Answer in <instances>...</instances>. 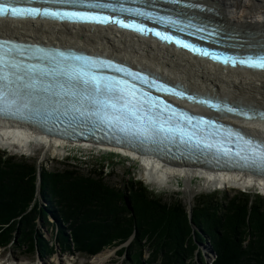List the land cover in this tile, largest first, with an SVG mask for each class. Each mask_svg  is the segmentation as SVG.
I'll return each mask as SVG.
<instances>
[{"label": "trees", "instance_id": "trees-1", "mask_svg": "<svg viewBox=\"0 0 264 264\" xmlns=\"http://www.w3.org/2000/svg\"><path fill=\"white\" fill-rule=\"evenodd\" d=\"M82 164L78 160L70 168L50 170L0 151V248L28 247L41 257L53 255L58 249L42 238L40 228L52 214L68 225L70 238L63 231L57 239L71 252L92 256L132 238L129 247L120 248L131 264H144L140 250L147 247V264H197L198 241L209 236L218 252L212 264H264V196L207 193L189 207L176 197L159 200L134 178L111 186L104 165L86 163L83 169Z\"/></svg>", "mask_w": 264, "mask_h": 264}, {"label": "bare ground", "instance_id": "bare-ground-1", "mask_svg": "<svg viewBox=\"0 0 264 264\" xmlns=\"http://www.w3.org/2000/svg\"><path fill=\"white\" fill-rule=\"evenodd\" d=\"M195 1L208 6V10L201 11L197 16L198 22L217 29L213 21L215 19L222 23L225 30L240 33L245 41L237 42L245 44L244 52L246 48H257L264 44V5L256 3V0L250 6L240 0ZM0 34L108 53L143 66L173 82H181L192 90L221 96L248 107L264 109V70L215 64L173 45H164L154 39L121 31L115 26L82 25L48 19L0 18ZM174 103L177 104L176 100ZM231 124L234 126L238 124L248 133L264 141V117L254 119L238 117ZM65 141L25 123L0 117L1 147L23 152L33 143H44L50 148L55 146L57 150L61 149L59 143ZM140 158L146 165L143 175L146 182L151 185L164 187L169 179L181 175L190 195L195 191L192 186L195 177H201L213 184H223L225 187L259 186L264 191V176L201 165L174 164L149 154L141 155ZM112 254V251L102 252L94 256L93 261L95 264H104ZM63 261L59 259L58 264H63ZM70 264L74 263L70 260Z\"/></svg>", "mask_w": 264, "mask_h": 264}, {"label": "rangeland", "instance_id": "rangeland-1", "mask_svg": "<svg viewBox=\"0 0 264 264\" xmlns=\"http://www.w3.org/2000/svg\"><path fill=\"white\" fill-rule=\"evenodd\" d=\"M245 5H253L254 0H240ZM256 3L264 5V0H256ZM18 20V19H15ZM53 147H48L44 143H33L29 147H26L23 152L15 151L9 148H4L0 146V151H4L9 155L15 157H26L30 161H35L38 165H45L50 170H63L68 164H74L76 161L83 163V169L86 167V163L90 166L92 165H104L106 167L107 182L111 186L118 187L128 182L131 178L136 180H141L145 183L148 190L155 196L159 197L161 201H171L175 197L186 202L189 207H192L195 198L202 194L207 193H218V196L227 197L232 196L239 191L260 194L264 196V191L262 188L257 187H247V186H228L222 187V184H213L207 182L206 179L201 177H195L192 186L195 191L193 195H190L187 190V185L185 183L184 177L178 175L175 178L169 179L164 187L159 185H151L146 182V178L143 175L145 170V165L142 163L135 162L134 160L127 159L115 153H104L96 150H82L77 147H61V149H55ZM61 150V151H60ZM144 166V167H143ZM87 169V168H85ZM220 185L221 187H219ZM256 188V189H255ZM173 198V199H172ZM41 203L44 208H49L48 203L43 201L41 198ZM50 211V209H49ZM49 221L44 219V222L40 223L41 232L43 234L42 238L49 241V246H55L58 249L56 253L50 255L46 253L44 257H41L38 253L36 254L34 250L27 248L18 249L16 247L0 248V264H58L59 259L64 260L63 264H95L93 257L86 254H80L71 251H67L68 247L65 243L60 245L61 233L64 231L65 236L70 238L68 230L66 228L68 225L65 223L59 224L52 216L49 214ZM195 234L198 230L196 225H193ZM58 237V239H57ZM196 237V235L194 236ZM205 237V236H204ZM130 241V240H129ZM121 244L119 247H105L98 254L102 252L112 251V256L104 264H131L132 259L122 255L120 248L129 247V242ZM198 241V239H197ZM71 242V241H70ZM63 250V251H62ZM142 253L143 263L147 264L148 258H151V254L148 250H140ZM194 262L197 264H212L218 258V252L214 246V239L211 240L209 236H206L204 240L198 241V248L195 251ZM160 263V261H159Z\"/></svg>", "mask_w": 264, "mask_h": 264}, {"label": "snow or ice", "instance_id": "snow-or-ice-1", "mask_svg": "<svg viewBox=\"0 0 264 264\" xmlns=\"http://www.w3.org/2000/svg\"><path fill=\"white\" fill-rule=\"evenodd\" d=\"M64 2V0H60ZM95 6V5H93ZM10 13L13 18H36L38 16L52 17V18H71L77 17L80 20L85 19V14L72 12H65L63 16L59 12L49 11L47 9L41 10L38 8H11L9 9L5 4L0 3V18L8 16ZM138 15H146L145 13H137ZM90 19L96 22H103L97 20L95 17ZM121 23V22H117ZM123 27H132L128 24H122ZM142 31V29H137ZM156 36L161 37L164 40L171 42V37L161 36L160 32L155 33ZM177 43H179L177 41ZM183 47H189L187 44H183ZM18 51L17 46L11 44V42L0 41V113H5L9 111L13 104H15L14 99H9L10 96H17L19 94V89L14 88L17 81L22 80L23 77L18 76L17 72L20 70L21 65L18 64L14 59V54ZM37 53H43L38 55V59H51L55 63L56 67L51 70L37 68L32 66L27 69L28 72H38L42 76L47 75H64L68 76L70 80H75L82 83L85 87L91 88L94 96L86 97L93 104L98 105V109L95 112H91L88 115L95 116L101 124L106 125L109 129L113 131H120L129 134H144L143 129L137 127L135 122L143 124L145 120L151 124L152 128L157 133H163L165 136L172 134L175 136V132L172 128H166L163 123H157L152 117L147 116V112L141 114V107L147 106V108H155L158 105L150 104L148 100H143L141 107H138L134 101L137 97V90L135 85L129 86L127 81H120L115 78H109L104 75H98L96 72L92 71L96 67V63L90 59H84L82 65L78 69L67 70L63 67V62L68 60H80V57H72L66 55L63 52H58L55 55L44 53L42 49H37ZM203 55L207 56L208 53L204 52ZM227 62V61H225ZM241 64H245L248 67L264 70V56H259L247 60L239 61ZM116 71H122L120 68H116ZM27 88H35L36 84L25 85ZM63 87V86H61ZM48 91V89H45ZM56 95H71L75 96L76 93L68 90L61 93H56ZM178 95H182L178 93ZM26 106V105H25ZM72 110L78 112L80 115H85L81 112L79 108L75 105L72 106ZM264 115V114H261ZM189 123L191 120L189 118ZM124 125V126H121ZM184 134L181 132V141L190 142L192 137L188 136L187 141L184 140ZM238 135V134H236ZM242 139V138H241ZM202 141L197 140L196 146H201ZM245 145L247 152L250 155L241 156L240 152H236L235 155L240 157L253 166H264V146L256 145L251 140H245ZM204 147L211 148L213 145L204 144ZM225 155H230V150L224 151Z\"/></svg>", "mask_w": 264, "mask_h": 264}, {"label": "water", "instance_id": "water-1", "mask_svg": "<svg viewBox=\"0 0 264 264\" xmlns=\"http://www.w3.org/2000/svg\"><path fill=\"white\" fill-rule=\"evenodd\" d=\"M190 213H191V211H190ZM190 216H191V214H190ZM131 239H132V238H131ZM131 239H130V241H131ZM130 241H129V242H130Z\"/></svg>", "mask_w": 264, "mask_h": 264}]
</instances>
